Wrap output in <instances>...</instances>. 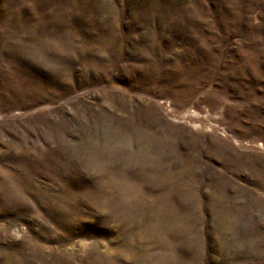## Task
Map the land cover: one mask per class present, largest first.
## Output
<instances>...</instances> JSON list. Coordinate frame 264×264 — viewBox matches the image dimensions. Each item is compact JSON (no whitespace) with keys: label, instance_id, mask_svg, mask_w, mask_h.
Wrapping results in <instances>:
<instances>
[{"label":"rangeland","instance_id":"rangeland-1","mask_svg":"<svg viewBox=\"0 0 264 264\" xmlns=\"http://www.w3.org/2000/svg\"><path fill=\"white\" fill-rule=\"evenodd\" d=\"M0 264H264V0H0Z\"/></svg>","mask_w":264,"mask_h":264}]
</instances>
